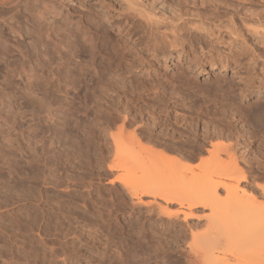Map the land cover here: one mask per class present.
Returning a JSON list of instances; mask_svg holds the SVG:
<instances>
[{
	"label": "rangeland",
	"instance_id": "obj_1",
	"mask_svg": "<svg viewBox=\"0 0 264 264\" xmlns=\"http://www.w3.org/2000/svg\"><path fill=\"white\" fill-rule=\"evenodd\" d=\"M140 1L164 22L189 9L191 28L216 5ZM128 11L124 0H0V264H194L208 244L195 264H233L225 229L207 227L209 207L162 216L111 184L113 164L182 195L233 167L239 192L264 204V120L252 114L264 102V42L246 34L247 50L220 59L227 36L196 32L217 57L196 59L188 42L165 58V38ZM116 140L135 152L119 154Z\"/></svg>",
	"mask_w": 264,
	"mask_h": 264
},
{
	"label": "bare ground",
	"instance_id": "obj_2",
	"mask_svg": "<svg viewBox=\"0 0 264 264\" xmlns=\"http://www.w3.org/2000/svg\"><path fill=\"white\" fill-rule=\"evenodd\" d=\"M136 1L137 0H124L125 3L127 2V7L129 11H131V13L133 10L134 14L137 12L140 16L144 17V19L146 18L147 21L145 20V22L150 23V24L149 23H146V24H149L152 26V28H150L152 29V33L154 31H155L154 33L158 32L159 35L161 34L160 35L161 37L165 38V40L167 41L168 47H169V50L163 49L162 51L163 57L165 58L169 56L172 50L174 51L177 50L178 53H182L183 51H185L186 46L184 45L188 42H190L189 50L191 51V53L192 52L194 53L196 59L199 58L198 57L199 53L203 54V51L209 52L206 56H210V58L217 57L216 56L217 54H215L214 50L212 49L213 48L212 44L209 43L207 45H202L201 44L202 42L199 43L198 40L194 41L196 37H199L198 36L199 33L200 34L206 33L208 34V36L212 35V37L213 35H215L214 36V39H216L215 42H218V43L220 41L224 42L225 37L227 36L225 41H227L226 43L228 44V52H219L218 56L220 57V59L221 57H224L226 59L227 57H229L231 58V60H234V61L237 59L239 54L241 55L243 53L242 52L238 54L237 52H239V50H242V49L243 51L247 50V48L245 49V47H243V46H246L244 45L245 43L244 39H246V37L241 40V38L244 37L246 34L251 35V36L259 35V38L262 40V42H264V1L263 0H216L215 1L216 3H214L216 4L214 5L215 6L214 13L211 14L212 17L209 16L208 14L206 15V16H209L207 19L209 21L206 20L207 22L203 23L202 21L205 20L203 19L201 21L202 25L200 24L201 26H197V21L196 23L194 21V25H196L197 27H192V28L188 27L189 26L188 24L190 22V19L188 18V15L190 14L189 9H187L188 10L187 11L183 7L182 8V10L184 9L183 13L180 11L181 13L178 12L179 14L177 15L176 14L177 12H176L175 16L174 17L172 16L173 18L168 20L169 18L168 16L167 18L168 21L164 22V19H162L163 21L159 20L160 17L158 18L157 15L155 16L154 15L155 13L153 14L152 10H149V13H147L146 10H144V7H146L147 3L149 2L145 3L146 5L143 6L144 2L139 0L140 2L143 3L142 4ZM220 3L225 4L224 5L225 7L220 6ZM259 5L262 7H258ZM221 7H223L224 10L222 9L221 11L220 9ZM201 12H198V13H200L202 16ZM192 13L196 14L194 12ZM193 14H192V17H193ZM206 16L202 18H205ZM198 20H199V14H198ZM192 25L193 24H190V26ZM193 29L195 32L193 31ZM196 32H198L197 36H195L197 34ZM193 34H194L193 36L194 39L192 38ZM151 35L154 36V34H151ZM159 35H157V37ZM155 36L153 37L154 40L157 39ZM161 37L160 39L158 38L159 41L162 39ZM157 43L159 44L158 41ZM174 55H178V54L174 53ZM250 61L254 63L256 62L254 57H250ZM252 105H253L252 114H253V119L255 120V124L257 123L260 124L264 120V102L260 100V101L254 102ZM131 135L133 136V133H131ZM117 141H120V140H116L115 142L116 152H119V154L129 155L132 152H135L134 147H130L131 145L129 146L127 143L121 142L122 140L120 141V143H118ZM129 142H131V140ZM132 142H134V140ZM230 149H232V146L229 148V150ZM172 162H174L173 165H172ZM177 163L175 161H171V169L172 167H175ZM108 168L111 170L118 171L117 174L115 173L116 176L114 174L115 177L112 180L111 184L112 183L115 184L116 182L120 183L123 189L126 191V193L131 198L137 199V201L132 199L133 201H135L136 204H140V205L142 204V205H145L146 207H153L155 205L156 210L157 208H158V211L160 210V212L158 213L160 214L162 213V216H165L167 218H170V219L177 218V216L180 214V215H183V219L186 220L188 217L192 216V214L194 213L193 212L194 208L199 207V206L209 207L210 215L207 216L208 217L206 221L208 225L207 227L212 228L213 230L214 229H221V230L225 229V233L224 234L222 233L223 234L222 236H225V238L223 237L222 238L225 240L224 242H228V245L230 246V250H232L230 251L231 253L229 252L230 253L229 256L231 257H227L226 255H223V256L224 257L226 256L225 258L227 259L231 258L233 260V264H264V250H263V253L262 252L258 253L259 250H261L260 249L261 242H263L264 240V204L259 203V206H256V205L251 206L253 199L250 197L251 198V201H250L249 198L246 199V197L248 196L246 193L241 194L239 192V187H240L239 181H240L242 174L240 171L238 172L236 168L231 167V169H229V171L227 170L226 173H224V175L220 173L219 178L216 177V175L212 174L215 176L216 179L213 177H210L211 179L209 177L207 179H204V181H202V184H199L197 187L193 188V190L189 191L187 195H182L180 194V192H174L171 189L162 188V186H160V184L153 179L152 175L148 173H143V174L135 176L134 165H129L127 163L113 164V165H110ZM219 189H223L225 191V195L223 198L224 204L223 203L219 204L220 202L218 201V198L220 196L218 194ZM262 195L264 196V189H263ZM142 197H149V200L144 201ZM156 199H161L165 205L162 204L163 202L162 203L157 202L158 200L156 201ZM240 201L242 202L241 204L239 203ZM237 203L239 205H237ZM169 204H178L179 208L177 209L176 212H171L168 210ZM235 205L239 207L234 210L233 206L235 207ZM150 211H151V208H150ZM152 211L154 213L155 209H153ZM218 234L219 232L217 233V235ZM220 235H221V232H220ZM221 239H220V242H221ZM214 242L213 244L219 243V241L215 243ZM208 245L209 246L207 247H205L206 245H204V247H202V249L200 250L198 249V251L194 249L195 253L194 252L193 253L196 256L197 260L201 256V258L199 259L200 261H202L204 259V258L202 259V257L208 251L214 250L216 247V245L215 246H211L210 244ZM263 248L264 247H262V249ZM255 249H258V251H256ZM255 252H257L260 255H257ZM218 258L219 257H217V259L215 258L216 260L214 259L213 261L214 263L212 262V264H221V262L223 261L222 260L223 258L222 259H218ZM188 259H190V257ZM197 260H193L194 264L195 262H197Z\"/></svg>",
	"mask_w": 264,
	"mask_h": 264
}]
</instances>
